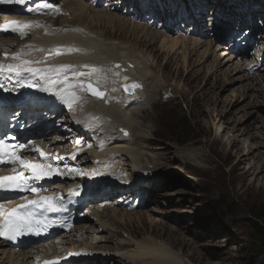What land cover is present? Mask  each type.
I'll return each instance as SVG.
<instances>
[{"label":"rangeland","instance_id":"rangeland-1","mask_svg":"<svg viewBox=\"0 0 264 264\" xmlns=\"http://www.w3.org/2000/svg\"><path fill=\"white\" fill-rule=\"evenodd\" d=\"M83 1L90 2V0ZM113 1L122 9L121 15L132 21L137 16L138 23L148 17L149 20L154 21L153 29L170 36L192 35V37L212 38L213 36L208 34L211 31L206 32L205 28L211 26L213 29L223 30L222 23H225L228 27L226 29L231 32L229 34L226 32L217 39L228 36L227 43L230 47H234L236 54L245 51L244 57L237 56L236 61L238 59L243 63L247 75H253L254 79L264 75L262 70L264 69V57H262L264 56V0L253 2V8L259 11L257 17H253L245 26L238 20L235 27L234 19H230L228 15L226 19L222 18L221 14H211L212 11H221V8L211 4L215 0L209 5L205 0ZM225 1L232 3L230 5H233L236 16L245 17L247 16L245 14L249 13L246 7L247 0ZM221 2L224 0H220L217 5ZM40 3H49L59 8L65 0H43ZM34 4L36 2L32 3ZM141 6L144 7L143 10ZM37 16L45 15L40 11ZM45 19L47 22L55 19L54 27L66 23L73 25L72 23L77 22L66 21L70 19L69 14L54 16L49 13ZM243 20L245 21L246 18ZM87 23L89 25V22ZM251 32L253 35H250ZM111 38L121 41L125 37L123 33L116 31ZM158 41L148 42L146 38L139 40L128 38V43L140 49L151 65L157 62L152 69L162 77L161 81L163 80L165 86V89L162 88L164 90L160 91L161 86L159 87L158 83L149 88L155 91L147 94L149 100L140 115L144 120L143 126L147 124L150 128L147 147L156 157L159 156L157 166L154 167L149 157H145L146 159H141L140 170H142L137 172L136 177L128 168L124 182L131 189L122 190L121 192L126 195L121 198L119 194L112 196V200L109 199L105 206L108 209L116 208L119 213L121 209L129 212L125 214V218H129L126 227L132 234H136L135 236L140 240L154 239L164 242L166 247L179 254L183 264H264V192H259L256 183L248 187L249 177L241 181L233 180L231 166L234 161L232 158L234 148L229 147L227 142L233 132L230 131L228 122L226 123V120L232 117L230 113H234L250 124L248 131L251 126H256V130H262L264 100L263 96L256 98V95L260 88L264 93V77L253 81L250 85L253 78L245 76L238 79L243 72L235 71V65H231V61L226 60L222 64L224 59H221L220 65L218 63L220 60L214 61L211 53L201 59V61L204 59V62L192 64L188 69L177 51L175 61L169 60L165 66L163 64L170 55H165ZM202 49L203 47L200 50ZM224 52L232 54L228 50ZM251 86H254V89H250ZM37 109L43 110L34 107L31 111H38ZM49 112L54 110L51 109ZM54 117L53 125L47 128L50 131L49 138H53L54 142L51 146L49 139H46L47 146L51 148L50 153L70 152L76 150L78 146H87L83 151L96 149L98 138L86 136L84 131L72 126L71 117L65 108H60ZM35 119L45 118L36 116ZM238 137L243 138L244 135ZM254 139V142L259 140L264 142V139L258 136ZM189 147L194 151L185 150ZM196 153V159L189 156ZM260 155H264L263 152H260ZM86 156L90 157L91 153H86ZM244 167L245 163L241 165L240 171ZM240 171L238 170V173ZM141 179L146 185L140 182ZM137 180L141 183L139 188L135 186ZM246 188L247 191L243 195V190ZM92 199L96 198H91V194H88L78 210L82 208L88 210V207L95 204ZM117 199L121 203L123 201V204L120 206L109 204ZM128 203L134 208L129 209ZM103 207L104 203L101 209ZM108 216L109 214L104 219H108ZM119 217L118 214L117 219ZM80 222L82 223L83 220L81 219ZM233 223L237 224L233 225ZM254 223L257 224L258 229H261L262 234L257 233L255 226L253 227ZM110 224L116 226L112 222ZM149 224H156L154 231H151ZM99 236L102 237L101 239L110 238L107 232H102L97 235ZM124 236L126 233L122 232L117 240L112 238L102 242L101 244L107 247L103 248L104 251L110 254L133 250L134 246L118 244ZM94 260H87L83 264ZM115 260L117 264L129 262L122 258Z\"/></svg>","mask_w":264,"mask_h":264},{"label":"bare ground","instance_id":"bare-ground-1","mask_svg":"<svg viewBox=\"0 0 264 264\" xmlns=\"http://www.w3.org/2000/svg\"><path fill=\"white\" fill-rule=\"evenodd\" d=\"M34 1L36 4L31 5ZM41 1L43 0H24V3L20 4H0V25L7 24L11 21H18L20 23L36 22L31 24L29 28L24 29L26 33L24 35L18 32H12L10 29L0 30V56L5 52L12 53L24 49L26 53L24 58L33 61H42L43 63L40 66H71L67 70V75L70 80L73 79L74 71L87 73L93 66H107L113 69V73L117 71L120 73L119 76L110 73L106 80L99 82L100 90L106 92L105 98H96L87 93L80 92L78 94L85 96L86 99L74 104L71 111L58 96L39 91L38 89L24 87L26 94L23 99L24 107L31 109L30 107L36 105L38 106L36 108L43 109L29 112L31 118L35 119L36 116L46 118L44 120L39 119L34 121L33 124L40 125L41 127L30 130L29 137L33 141L28 150V154L39 158H46L61 165H78L85 168L81 178L73 181L70 180L69 182L53 183L49 189L57 193L65 194L76 190L81 185L89 184L92 193L91 198H96L92 199L95 204L88 207V210L82 208L80 211L77 210L75 212V220L82 219L83 222H76L72 228V230L80 234L85 232L87 235L85 239L81 240V245L84 249H97L95 253L100 254L99 257L92 258L95 259L94 261L85 264H108V262L110 264H117V260H115L117 258L128 260L131 264H183L179 254L169 249L168 246L166 247L164 242L154 239L140 240L135 236L136 234H132L126 227V221H129V218L127 219L125 216L129 212L127 213L121 209L119 213L116 208L108 209L105 206L112 196L119 194L121 198L126 195L124 192H121L122 190L131 189L124 182V177L127 175L126 171L129 170L128 168H130V173L136 177L137 172H141L142 170H140L142 164L141 159L149 157L150 163L154 164L155 167L157 166L156 162L159 158V156L157 158L147 147L149 145L150 128H148L147 124L143 126L144 120L140 118V115L149 100L147 94L154 93L155 91L149 88L154 87L158 83L159 87L161 86L160 91L162 88L165 89V86H163V80L161 81L162 77L152 69L153 66L157 65V62L155 61L151 65L140 49L128 43V38H137V40L146 38L148 42L159 40V47L163 49L166 56L170 55L163 64L165 66L169 60L175 61L177 51L182 56L183 64L187 65L188 69L192 64L204 62V59L202 61L201 59L211 53L215 59L214 61H217V59L220 60V62L218 61L220 65L221 59H224L222 64L226 60L231 61V65H235V71L239 73L243 72L242 75H239L240 78L238 77V79L245 78V76L253 78L251 79L250 85L253 81L263 78L264 75L255 79L253 75H247L243 63H240L238 59L236 61V58L244 57L245 51L236 54L234 47H230L229 43L225 44L224 41L219 42L215 38L192 37V35H190L191 37H185V35L170 36L157 29H153L154 21L149 20L148 17L141 23H138L139 19L137 16L132 21L130 18L121 15L123 12L122 9L113 0H90V2H84L83 0H65V3L59 8L54 7L51 9L43 8L42 3H40ZM205 2L209 5L212 0H205ZM215 2L211 4L215 5L220 0H215ZM251 2L253 4L255 0H251ZM230 4L232 3L224 0L217 7L221 8V10L227 9V6H233ZM89 5L92 7H89ZM141 7L143 10L144 7ZM41 9L45 10L43 13L45 16H36V13ZM56 9H59V11ZM258 12L257 9H254L253 16L257 17L259 15L257 14ZM49 13L54 14V16L57 14H69L70 19L66 21H70L71 23L73 21L77 22L72 23L73 25L66 23L54 27L55 19L53 21L50 20L51 22H47L45 19ZM245 15H249V13ZM245 21H247L245 25L250 23V20ZM87 22H89V25ZM93 30L96 31L92 32ZM205 30L212 31L213 29L209 27ZM116 31L124 34V40H113L111 38ZM215 32H219L217 28L216 31H213V33ZM250 35H253V33L251 32ZM127 36L128 38H126ZM29 45L31 46L30 48L27 47ZM202 47L203 49L200 50ZM40 49H43V51H40ZM69 49L73 50L70 51ZM226 50L232 52V54L228 52L223 53ZM191 55L193 56L192 58ZM151 57L155 58V56ZM116 65H119L118 69L115 67ZM258 66L257 63V69ZM262 70L264 69L262 68ZM125 76L128 77L127 81L135 80L141 87L135 89L132 94L125 93L122 90V84L127 82L124 80ZM81 79L87 81L88 78L82 77ZM92 80L93 84L97 86L94 82V77ZM250 89H254V86H251ZM258 90L259 92L256 98L257 96H263L264 100V93L261 91L263 89L260 88ZM60 106L67 110L71 117L70 121L72 126L79 131H84L86 136L91 135L98 138V146L96 149L90 151L92 153L91 157L85 156L84 153H79L83 148H77L71 152L49 154L51 148L47 146L46 139L48 140L50 131L46 129L47 127H51L55 120L54 113H50L49 110L53 109L55 112H58ZM224 114L226 115L227 113ZM230 114H232V117L227 119L226 123L228 122L227 125H229L230 131L233 132L227 140L229 147L234 148L232 155L234 161L231 166V171L234 175L233 180L241 181L249 177L248 187L252 183H256L259 192L263 193L264 155H260V152L264 154V142L260 140L254 142V138L258 136L264 139V134H259L264 133V125L262 130H256V126H251L248 131L250 124L234 113ZM239 121H241L240 124ZM121 128L127 129L128 135H122ZM241 134L244 135L243 138L238 137ZM49 143L51 146L54 145L53 138H49ZM37 147L46 155L41 156ZM185 150H193V148L189 147ZM189 156L196 159L197 153ZM228 158L230 160L232 159L229 155ZM147 162L149 161L147 160ZM244 163L245 167L240 171V167ZM238 170L240 171L239 173ZM140 182L146 185L143 179ZM140 182L137 180L135 186L138 187L141 185ZM245 191H247V188L243 190V195ZM88 199L89 197H87ZM85 200L86 198H84ZM13 203L14 201L4 203V209ZM102 203H104L103 209H101ZM109 204H112V206H115V204L120 206V204H123V201L121 203L117 199ZM128 207L129 209L134 208L130 203H128ZM108 214V219H104ZM118 214L120 217L117 219ZM110 222L116 226L111 225ZM141 222L143 223L144 221ZM236 224L233 223V225ZM154 227H156V224H149V228L152 229L151 231H154ZM72 230L64 233L65 235L63 236H71ZM102 232H107L110 238L105 237L101 239L102 237H97ZM122 232H125L126 236L118 241V244L134 246V249L125 250L121 253L117 251L107 254L103 249L107 247H104L105 245L102 244L112 238L117 240ZM92 240H96L97 244H92ZM69 241V238L61 240V237L50 239L44 244H40L38 251L32 248L26 250L9 249L0 242V264H44L45 261L64 264L67 256L62 255L63 249L59 251L56 245H63ZM72 245L73 243L69 247L73 250ZM85 252L87 253V250ZM207 254L209 255V253ZM79 260V258L74 257L72 264H78L77 261ZM129 262L124 261L123 264H130Z\"/></svg>","mask_w":264,"mask_h":264},{"label":"snow or ice","instance_id":"snow-or-ice-1","mask_svg":"<svg viewBox=\"0 0 264 264\" xmlns=\"http://www.w3.org/2000/svg\"><path fill=\"white\" fill-rule=\"evenodd\" d=\"M3 3H24V0H0V4ZM45 9L53 8V5L49 3L42 4ZM59 11V9H56ZM36 22L20 23L18 21H11L7 24L0 25V30H11L12 32H18L21 35L26 34L24 29ZM27 47H31L30 45ZM70 51L73 49H69ZM43 51V49H40ZM26 53L24 49H20L17 52L3 54V58L0 59V74H12L16 78V86L12 89H6L7 91H18L19 88L28 87L38 89L39 91L52 93L58 96L64 104L67 105L71 111L73 105L86 99L85 96L78 93H91L93 97L105 98L106 92L100 90L99 82L106 80L109 74L119 76L120 73L114 72L113 69L107 66L97 67L93 66L87 73L73 72V79L70 80L67 75V70L71 67L69 65H44L40 66L42 61H33L25 59ZM117 69L119 65L115 66ZM82 77L88 78L81 79ZM95 78L96 87L93 86L92 78ZM124 80L127 81L128 77L125 76ZM141 87L138 83L124 84V89L127 92L134 91ZM0 88H4L3 84H0ZM23 149L26 147L24 144H16L15 146L9 145L5 140L0 139V164L9 163L14 166H19L21 170L16 172L12 176H0V189L5 190H25L30 187V180H41L45 178H51L52 175H63L58 167H54L51 164L30 162L23 159L18 151L11 150ZM40 151L41 156L46 154ZM15 171V168L13 169ZM28 172L29 175H26ZM30 190L34 193H39L40 189L31 187ZM49 212L65 211V205L60 197L54 196H39L37 199L27 200L26 203L17 205L12 209L5 211L4 205L0 204V216L4 219L0 220V236H5L8 239H14L17 235H22L25 231H31L41 226V221L36 218V214L39 210ZM39 234V233H37ZM44 264H55L54 261H45Z\"/></svg>","mask_w":264,"mask_h":264},{"label":"water","instance_id":"water-1","mask_svg":"<svg viewBox=\"0 0 264 264\" xmlns=\"http://www.w3.org/2000/svg\"><path fill=\"white\" fill-rule=\"evenodd\" d=\"M133 82H135V83H138L137 81H135V80H130V81H127V82H124L123 84H122V89H123V91L125 92V93H127V94H132L134 91H131V92H127V91H125V89H124V84L125 83H127V84H132ZM139 84V83H138ZM140 85V84H139ZM91 94V93H90ZM122 131H124V132H126V130L125 129H122Z\"/></svg>","mask_w":264,"mask_h":264},{"label":"trees","instance_id":"trees-1","mask_svg":"<svg viewBox=\"0 0 264 264\" xmlns=\"http://www.w3.org/2000/svg\"><path fill=\"white\" fill-rule=\"evenodd\" d=\"M255 226V230L257 231V233H260V234H262V232H261V229H258V227H257V224L256 223H254L253 224V227Z\"/></svg>","mask_w":264,"mask_h":264}]
</instances>
